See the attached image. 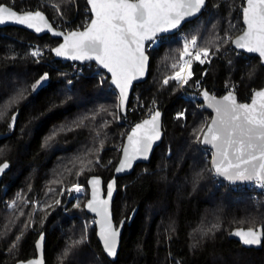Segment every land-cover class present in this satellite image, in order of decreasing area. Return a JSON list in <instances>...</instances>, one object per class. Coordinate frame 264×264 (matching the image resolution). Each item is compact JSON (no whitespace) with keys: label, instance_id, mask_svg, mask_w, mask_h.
Returning a JSON list of instances; mask_svg holds the SVG:
<instances>
[{"label":"trees","instance_id":"16d2710c","mask_svg":"<svg viewBox=\"0 0 264 264\" xmlns=\"http://www.w3.org/2000/svg\"><path fill=\"white\" fill-rule=\"evenodd\" d=\"M3 4L43 11L55 27L69 31L88 8L87 0H0ZM244 6L245 0H208L206 12L183 30L214 55L202 89L222 96L226 84H235L239 100L248 102L264 86V66L232 47L244 30ZM225 36L230 40L222 43L218 37ZM58 43L50 35L0 28V165H12L0 187V264L35 257L41 234L47 236V264H264V242L249 249L235 238L238 228L264 226V198L255 199L249 189L233 191L216 177L212 155L197 139L211 113L186 99L178 82L163 83L175 71L171 65L180 60L183 43L167 40L149 51V77L135 86L127 116L109 78L94 74V64L76 78L73 63L55 59ZM204 70L193 61L187 94L198 96L196 82ZM152 109L164 112L165 136L149 164L118 179L114 219L117 225L127 222L118 259L111 261L96 225L83 221L93 219L85 210L88 179L100 176L108 184L121 156L116 145L121 137L124 145L129 132L125 122H139ZM61 128L65 131L50 140ZM89 160L81 173L80 162ZM79 175L86 194L67 203ZM13 201L16 208L10 207Z\"/></svg>","mask_w":264,"mask_h":264},{"label":"snow or ice","instance_id":"6c2138e0","mask_svg":"<svg viewBox=\"0 0 264 264\" xmlns=\"http://www.w3.org/2000/svg\"><path fill=\"white\" fill-rule=\"evenodd\" d=\"M205 2L206 0H89L94 19L86 30L66 36L65 43L54 51L57 56H69L73 60L98 61L111 73L113 83L119 89L120 106L123 107L132 81L145 74L148 59L145 55V42L154 41L158 33L176 29L186 18L198 13ZM242 12L246 30L235 41V45L264 57V0H245ZM6 22L26 25L37 32L50 28L39 11L19 14L12 7L0 5V24ZM218 39L223 43L230 40V37ZM210 54L209 47L198 45L196 36L186 38L180 60L171 65L175 71L163 83L167 85L172 80L181 86L187 85L193 75V59L201 64L210 62ZM32 55H39V52H33ZM42 79H47V76ZM203 97L207 106L214 110L215 118L207 125L206 131L202 130L203 138L198 136L197 139L215 150V159L212 161L215 172L229 181L255 180L264 187V90L256 91L251 103H238L232 91L222 99H217L207 91L203 92ZM179 115L183 116V113ZM159 117L160 113L157 111L151 119L136 126L128 138L130 147L125 150L118 172L131 168L132 160L137 157L147 159L152 143L161 136ZM12 122H15L14 116ZM63 131L65 129H59L49 139H54ZM80 163L82 173L92 161ZM6 168L7 163L0 165V172ZM91 183L94 186L93 199L87 207L100 213V235L104 247L110 256H115L119 233L111 223L107 208L109 201L98 197V188L95 186L100 184L99 179H94ZM108 187L110 199L112 185ZM73 190L80 192L82 189L77 184L73 186ZM16 206L15 201L10 205L12 208ZM235 234L246 245L260 243L259 230H239ZM30 264L41 262L33 261Z\"/></svg>","mask_w":264,"mask_h":264},{"label":"water","instance_id":"95a60500","mask_svg":"<svg viewBox=\"0 0 264 264\" xmlns=\"http://www.w3.org/2000/svg\"><path fill=\"white\" fill-rule=\"evenodd\" d=\"M87 2H88V6L90 8L91 14H92V19H91V21H92L94 19V13L91 10V4L89 3V0H87ZM207 4H208V0H206L205 5L194 16L189 17V18H186L184 21H182V23L176 29H173V30H170V31L164 32V33H158L157 36H156V38L161 37V36H166V35H173V34L177 33L179 30L183 29V27L187 23L192 22V21L200 18L203 15L204 11L206 10ZM3 5H5V4H3ZM5 6H8V5H5ZM9 7H11V6H9ZM13 10H15V9L13 8ZM15 11H17V10H15ZM17 12L19 14H23V13H28V12H33L34 13L36 11H24V12L17 11ZM39 12H41L43 14V16L45 17V20L47 21V24L50 26V28H44L43 31L37 32V31H35L34 28H28L26 25H21V24L15 23V22H6V23H3V24H0V28L17 27V28H21V29L27 30V31H29V32H31V33L39 36V37H42L44 35H50L53 39L59 40V43L52 49V54L55 57V59L56 60H59V61H63V62L76 63V64H79V65H86V64H90V63H93V64L97 65L102 71H104L109 76L110 84L112 85V87L118 93L119 103L121 104V102H120L119 89L113 83L111 73L107 69L103 68V66L100 65L98 61H95V60H73L69 56H57L56 53H55V51H54L56 48L62 46L65 43V37L68 36L70 33L84 31V30H86V28L88 26L86 28L81 29V30L75 29V30H71L70 32H65V31H63V30L55 27L54 24L51 22V20L48 18V16L43 11H40L39 10ZM91 21H90V23H91ZM242 22H243V25H244V30L239 35H237L236 37H234L232 39V47L236 51H238L240 53H243V54H245V55H247V56H249L251 58H258V59H260L261 64L264 66V57H261L258 53L248 52L245 49H240V48H238L235 45V41L240 36H242L243 33H244V31L246 30V25H245V22H244V19H243V13H242ZM56 33H60V34L57 35ZM150 42L151 41H146L145 42V55L148 58L147 59V62H146L145 74H144V76L138 77L137 79H135V80L132 81L131 86L129 87V90H128L127 100L125 101L123 107L120 106L121 112H122V114L124 116H127L128 115L129 104H130V101H131L132 94H133V91H134L135 86L138 85V84L144 83L148 79V77H149L151 59H150L149 52L147 50V45ZM259 90H264V86L262 88H260V89L255 90L253 92V94H252V97H251L250 101H248V102H241L239 100V98H238L237 93L234 92V91H232V92L235 95L238 103H251V100L254 98V93L256 91H259ZM204 91H207L210 95L215 96L217 99H222L223 96H225L229 92L225 93L222 96H216V95L212 94L211 92H209L206 89H204V90L201 91L200 98H201V101L203 102L204 109L207 112H210L211 113V115H212L211 120H212V119L215 118V113H214V110L212 108H210V107L207 106V101L203 97V92ZM157 111H159V113H160V117H159V127H160V132H161L160 139L159 140H156V141H154L152 143V147H151V149L148 152L147 159H144L143 157H137L136 159H133L132 160V166H131V168L125 169L124 171L118 172L117 171V168L120 167L122 161L124 160L125 150L130 147L129 146V139H128L129 136L132 135V132L136 129V126L137 125L142 124L145 120L151 119V117ZM155 112L151 116H149V117H147V118H145V119H143V120H141L139 122H136V123H134L132 125L131 129L129 130L128 134L126 135V137L124 139V145H123V148H122V151H121L120 159H119L118 164H117V166L115 167V170H114V176L108 182V184L105 186L104 180L100 176H92V177H90L88 179L89 199L87 200V202L85 204V210H86V212L90 216H92V217L95 218V220H96V230H97L98 240L101 243L102 248H103L106 256L111 261H116L118 259V256H119V253H120L121 247H122V238H123V234H124V230H125V226H126V222H127L126 219H123L120 222V224L117 225V223L115 222V219H114L113 207H114V202H115L116 197H117V194H118V179L132 175L134 173L135 169L137 168V166L140 165V164H149L151 162V160H152V157H153V154H154L155 150L162 144L163 139H164V136H165V131H164V112L162 110H159V109L155 110ZM211 120L209 121V123L211 122ZM205 131H206V129H205ZM1 138H2V135L0 134V140H1ZM202 138L203 137H201V139ZM202 146L204 148L209 149V150L212 151V161H213L215 159V150L212 148L211 145H206V144H203L202 143ZM4 163H7L8 164V168L4 169L3 172H0V187L2 185V182H3V179H4L5 175L12 168V165H11L10 162H4ZM3 164H1V165H3ZM212 168H213V170L215 172L213 163H212ZM215 174L220 179H222L223 181L227 182L230 185H243V184L258 182V181H255V180H249V181H229L225 176L218 175L216 172H215ZM94 179H99V181H100V184L98 186H95L96 188H98V197H99L100 200H108L109 201L107 208H108V212L110 214L111 223H112L113 229L119 233V235L117 237L116 255L115 256H110L107 253V251H106V249L104 247V242H103V239H102V237L100 235V223H101V215H100V213L99 212H94V211H92L91 209H89L87 207L88 203L90 201H92V199H93L94 186L91 183V181L94 180ZM110 184L112 185V190H111L112 194H111V198L109 199V197H108L109 187L108 186ZM248 229H252V228H238L236 230V232L239 231V230H248ZM253 230H259L261 232V239H260V243L259 244H256V245H246V244L243 243V240H242V238L240 236H237L235 234V238L237 239V241L239 243H241L246 248H249V249H252V248H254V249H260L262 247V245H263V242H264V226L261 225L257 229H253ZM46 241H47L46 234H41L40 237L38 238L37 242H36L37 255L35 257H33V258L28 259V260L18 261L15 264H30V262H33V261H39V262H41V264H47V262H46Z\"/></svg>","mask_w":264,"mask_h":264},{"label":"built area","instance_id":"2783aa9c","mask_svg":"<svg viewBox=\"0 0 264 264\" xmlns=\"http://www.w3.org/2000/svg\"><path fill=\"white\" fill-rule=\"evenodd\" d=\"M89 12H90V8L88 6L87 9L84 10V17H83V20L80 24L77 25V29H83L85 27H87L90 23V15H89ZM59 27H62V24L59 23L58 24ZM65 31L68 32L69 31V27H66L65 28ZM191 39L187 34L186 32L182 29L180 31H178L177 33L173 34V35H166V36H161V37H158L156 38L154 41L150 42L148 45H147V50L150 51V50H153L155 48H158L160 47L165 41L167 40H176V41H179L181 43L184 44V40L185 39ZM198 40V45L201 46V43H200V39H197ZM214 56L212 54H210V62H206V63H203L201 64L203 67H204V72H203V75H202V79L198 80L196 82V90L201 92L202 91V85H201V82L202 80L204 79V77L206 76L207 72H208V69L213 61V58ZM193 61H195V59H193ZM193 63V62H192ZM75 65V64H74ZM77 66L79 65H75L74 66V76L76 78H79L81 75H83V67L82 68H78ZM99 71V72H103L101 71L99 68H96V71ZM108 77L107 74H104V79L106 80ZM181 91L184 93V87L185 85L181 86ZM225 91L226 92H230V91H236V85L235 84H226L225 85ZM187 98L196 104V107L199 111H203L204 110V107H203V102L201 101V98H200V95H198V99L199 101L201 102L200 104H197L193 98L187 96ZM133 123H130V126L132 127ZM123 148V146L121 147V149ZM217 177V176H216ZM218 178V177H217ZM222 183L226 184L229 188H231V190L233 191H238V190H246V189H249L251 190V194L252 196L255 198V199H259V198H264V187L261 186V183L259 182H255V183H248V184H243V185H230L228 184L227 182L223 181L222 179L218 178ZM82 191L80 192H76L74 191V194L72 196V198H75L76 196H78L79 194H81Z\"/></svg>","mask_w":264,"mask_h":264},{"label":"rangeland","instance_id":"374dc122","mask_svg":"<svg viewBox=\"0 0 264 264\" xmlns=\"http://www.w3.org/2000/svg\"><path fill=\"white\" fill-rule=\"evenodd\" d=\"M42 2H44V1H42ZM243 9V8H242ZM206 12V11H205ZM204 12V13H205ZM187 34V33H186ZM188 35V34H187ZM214 56V55H213ZM214 58V57H213ZM75 65H79V64H76V63H74ZM90 64H93V63H90ZM90 64H86V65H79V66H77L78 68H82V67H84V66H88V67H90L91 65ZM74 65V66H75ZM74 66H73V73H74ZM94 66H95V70H94V74L95 75H97V76H102V80H105L104 79V72H99L98 70L96 71V68H98V66L97 65H95L94 64ZM83 73H84V70L82 71ZM72 73V72H71ZM73 76H74V74H73ZM82 76V75H81ZM11 84H13V80H8ZM185 89V88H184ZM182 94L184 95V97L186 98V99H188L187 98V96H189V97H191V98H193L194 99V101L196 102L197 101V98H198V96L197 97H193V96H191V95H189V94H187L186 92H185V90H184V93L182 92ZM198 95H200V92L198 93ZM189 100V99H188ZM190 101V100H189ZM154 113V109H152L151 111H147V114L148 115H150V114H153ZM209 120H211V118L209 117ZM125 125H126V130H125V132H127V131H129L130 130V128H131V126H130V123H127V122H125ZM122 138L123 137H121V140H120V142L116 145V147H117V149L118 150H122L121 149V147L123 146V145H121L122 144ZM206 149V148H205ZM206 150H208V151H206ZM205 151L208 153V152H210L211 153V155H212V152H211V150H209V149H206ZM80 185L81 186V191H82V193L81 194H79L78 196H76L75 198H72V196H73V194H74V190H73V187H72V190H71V193L69 194V196H68V200H67V203L68 202H73V203H78L79 201H80V199L81 198H83L84 196H85V194H86V186H85V184L82 182V180H81V178H80V175L78 176V178L76 179V181H75V184L74 185ZM73 185V186H74ZM64 207L66 206V204H64L63 205ZM84 221V223L86 224V225H89V226H95L96 224H95V219H94V217H93V219H91V220H83Z\"/></svg>","mask_w":264,"mask_h":264},{"label":"bare ground","instance_id":"6f19581e","mask_svg":"<svg viewBox=\"0 0 264 264\" xmlns=\"http://www.w3.org/2000/svg\"><path fill=\"white\" fill-rule=\"evenodd\" d=\"M95 219V218H94Z\"/></svg>","mask_w":264,"mask_h":264}]
</instances>
